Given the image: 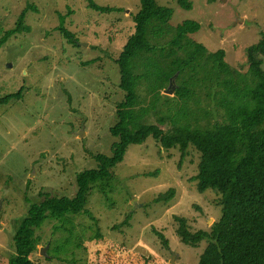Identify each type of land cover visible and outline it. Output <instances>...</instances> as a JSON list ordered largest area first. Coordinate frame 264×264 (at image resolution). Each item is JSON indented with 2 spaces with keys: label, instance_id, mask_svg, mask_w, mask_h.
Here are the masks:
<instances>
[{
  "label": "rangeland",
  "instance_id": "1",
  "mask_svg": "<svg viewBox=\"0 0 264 264\" xmlns=\"http://www.w3.org/2000/svg\"><path fill=\"white\" fill-rule=\"evenodd\" d=\"M88 1L0 0L4 32L13 29L31 7L26 17L30 32L0 48V99L24 89L21 100L0 104V264H7L14 254L12 237L27 216V202L38 204L46 193L74 197L77 173L95 168L96 154L111 156L117 142L110 129L117 122V104L124 93L118 86L115 61L133 34L132 17L139 11V0H94L117 10L109 14L90 10ZM188 2L190 11L181 9L178 0H155L173 11L172 29L183 22L197 23L200 30L189 39L208 54L223 51L224 63L249 78L246 51L264 39V0ZM60 17L77 45L57 31ZM203 64L193 74L189 88L195 93L186 102L176 97V82L173 94H166V88L154 98L148 90L156 86L154 76L160 69L143 68L146 78L138 86V108L147 110L146 123L158 124L160 118L169 117L161 127L169 130L172 121L192 127L222 121L215 104L220 88L203 81L210 73L214 76V65ZM199 158L192 147L165 149L152 138L130 145L114 169L117 177L108 196L92 191L89 197L87 209L98 219L104 240L89 242L94 232L87 217L70 218L69 227L48 222L38 231L42 243L31 260L38 264H198L206 242L195 249L182 244L175 218L185 219L194 234L210 232L221 217L218 194L199 193L192 180ZM170 189L175 190L171 202L156 203ZM125 220V226L115 229ZM56 227L73 228V235L55 233ZM153 230L165 236L167 247ZM47 247L44 257L41 249ZM60 254L67 262L48 261L49 256Z\"/></svg>",
  "mask_w": 264,
  "mask_h": 264
},
{
  "label": "trees",
  "instance_id": "2",
  "mask_svg": "<svg viewBox=\"0 0 264 264\" xmlns=\"http://www.w3.org/2000/svg\"><path fill=\"white\" fill-rule=\"evenodd\" d=\"M178 4L185 11L191 10L188 0H178ZM139 5L138 13L132 17L133 34L115 61L120 76L118 86L124 94L117 104V122L110 129L111 135L117 138L112 155L96 154V167L77 173L74 197L46 193L38 204L27 202V216L16 227L12 237L14 254L7 264H38L31 258L42 243L38 231L48 222L60 221L61 226L69 227L72 225L70 218L87 217L93 223L94 232L89 242L103 241L99 221L87 209L89 197L92 191L107 197L110 184L117 177L114 169L123 161L127 148L141 145L148 138L158 141L165 149L176 146L183 151L188 147L195 149L200 157L197 174L192 178L197 191L212 190L219 196L221 217L210 232L192 234L185 219L175 218L182 244L195 249L206 242L198 264H264V39L247 48V78L224 63L223 51L208 54L189 39L200 30L197 23L183 22L172 29L169 24L173 16L171 9L159 6L155 0H139ZM88 7L101 14L117 11L113 7L100 6L94 0L88 1ZM29 10L31 7L19 16L13 29L4 32L0 26V48L11 38L30 32L26 25ZM57 31L69 44L77 45L74 35L65 28V18H59ZM202 63L203 66L214 65V76L210 73L202 78L210 80V87L214 83L220 88L215 104L222 112V121L208 127L178 125L172 121L169 130L161 128L169 117L160 118L158 124L146 123L147 110L138 108L141 101L138 86L146 78L143 68L152 65L160 69L154 76L156 86L150 91L147 88L154 98L161 97L175 77L176 97L186 102L194 96L195 91L189 86L196 68ZM23 91L6 95L0 99V104L21 100ZM174 196L175 190L170 189L161 194L156 203H169ZM125 225L126 220L115 229ZM54 232L73 235V228L56 227ZM152 232L163 246H168L164 235ZM81 241L84 244L83 239ZM54 260L67 262L61 254L49 256L48 261Z\"/></svg>",
  "mask_w": 264,
  "mask_h": 264
},
{
  "label": "water",
  "instance_id": "3",
  "mask_svg": "<svg viewBox=\"0 0 264 264\" xmlns=\"http://www.w3.org/2000/svg\"><path fill=\"white\" fill-rule=\"evenodd\" d=\"M166 94H173L175 92V77H173L171 80H170V84H169V87L168 89H166L164 91ZM49 247H47L46 249H41V255H43L44 257H47L46 256V250L48 249Z\"/></svg>",
  "mask_w": 264,
  "mask_h": 264
}]
</instances>
